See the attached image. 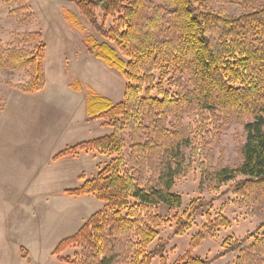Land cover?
<instances>
[{"label":"trees","instance_id":"obj_1","mask_svg":"<svg viewBox=\"0 0 264 264\" xmlns=\"http://www.w3.org/2000/svg\"><path fill=\"white\" fill-rule=\"evenodd\" d=\"M163 1L171 12L166 25L162 7L149 0H76L81 15L104 38L90 51L119 70L125 85L123 98L116 103L92 92L86 95L87 118L101 119L111 128L109 134L65 146L53 155L57 159L93 151L110 156L95 176L64 190L69 195L92 196L103 205L54 247L51 254L61 262L116 264L118 251L114 248L124 247L128 264H151L160 252L158 247L149 248L158 236V227L165 223L157 207L159 203L181 207V196L172 187L190 169L185 151L191 143V126L180 122L168 125L174 111L177 118L186 107L196 108L200 116L233 110L249 114L251 118L243 125L240 163L235 167L218 164L209 169L199 162L198 167L201 176L216 185L232 182L236 194L264 189V3L232 17L223 8L213 9L209 0ZM25 37L39 40L41 34L27 33ZM44 53L43 40L33 51L7 52L5 63L9 69L30 68L28 82L20 87L22 91L43 88ZM173 74L187 75L191 86L185 87L181 80L176 84ZM164 82L177 85V90L170 93ZM75 88L80 90V86ZM125 131L132 135L127 159L123 153ZM141 134L145 139L139 138ZM153 154L158 161L150 159ZM146 171L153 173L143 178ZM207 203L197 197L182 213H174V233H183L190 226L192 214ZM229 225L224 214L211 217L208 213L207 223L191 238L186 253L173 263L161 256L160 264H209L190 252L205 234ZM261 228L260 236L252 233L240 239L229 238L225 250L240 248L254 236L238 261L251 263L255 261L252 253H260L263 262L264 221L258 227ZM77 245L88 249L90 257L86 262L76 254H63ZM20 251L22 257L27 256L24 249Z\"/></svg>","mask_w":264,"mask_h":264},{"label":"rangeland","instance_id":"obj_2","mask_svg":"<svg viewBox=\"0 0 264 264\" xmlns=\"http://www.w3.org/2000/svg\"><path fill=\"white\" fill-rule=\"evenodd\" d=\"M149 1L162 7L166 25L171 12L164 1ZM209 2L213 9L223 8L230 16L236 17L245 8L251 9L264 0ZM109 22L108 18L106 24ZM27 33L41 34L45 44L44 77L47 85L36 92H24L20 88L28 82L30 68L11 70L5 63L9 50L33 51L42 43L38 38L27 40ZM102 41L104 38L79 12L76 0H27L25 3L0 0V264H30L25 257H20L21 245L36 257L33 264H68L56 259L51 250L60 239L79 229L81 206L85 221L103 205L89 195H85L81 204L79 198L73 199L79 195L59 191L63 187H77L74 173L78 171L88 175L95 173V176L99 171L92 172L97 167L95 164L100 162V168L103 167L109 161L106 160L109 155H86L56 163H52L56 159L48 158L50 152L62 149L61 136L68 130L67 123L73 112L71 107L75 106L74 99L65 93L68 84L73 88L80 86L79 99L84 101L87 92L104 96L113 103L123 98L125 81L119 70L90 51V47ZM171 77L176 84L181 80L185 87L191 86L185 74ZM163 86L170 93L178 87L171 82H164ZM46 94L50 104L45 100ZM152 95H155L154 91ZM228 113L200 116L196 108L186 107L180 118L175 111L170 114L168 125L180 122L191 126V143L185 151L190 169L179 176L172 187V191L181 196V207L169 208L163 203L157 207L165 223L158 227V236L149 246L160 250L151 264H160L161 256L167 263H173L184 255L191 238L207 223L208 213L211 217L224 214L230 225L216 227L205 234L190 252L191 256L203 258L209 264H264V261L260 262L262 254L251 251L255 261H238L252 244L254 236L244 241L240 248L225 250L229 238L240 239L252 233L260 236L263 232V228L258 227L264 221V189L253 188L244 195L236 194L232 182L216 185L204 179L198 167L199 162L209 169L218 164L235 167L240 163L243 125L251 117L234 110ZM122 136L125 142L123 153L127 159L132 135L125 131ZM139 138L143 140L145 135L141 134ZM157 158L155 154L150 157L155 162L159 160ZM152 173L146 171L143 178ZM197 197L208 203L192 214L190 226L183 233H174L177 219H172V215L182 213ZM42 240L43 244L39 246ZM123 243L121 239L120 244ZM119 249L114 248L118 251L116 264H128L125 248ZM63 254L71 257L76 254L83 262L90 257L88 249L79 245L70 247Z\"/></svg>","mask_w":264,"mask_h":264},{"label":"crops","instance_id":"obj_3","mask_svg":"<svg viewBox=\"0 0 264 264\" xmlns=\"http://www.w3.org/2000/svg\"><path fill=\"white\" fill-rule=\"evenodd\" d=\"M60 41H62V40H60ZM43 66H44V70H45V61H44V65ZM46 85H47V81L45 82V85H44L43 89L45 88ZM65 93L67 94V96H69V98H73L74 99L75 106H72V107L71 106H68V107H71L72 108L73 112L71 113L70 119H69V121L67 123L68 124L67 125L68 126V128H67L68 130L65 133H63V135L61 136L62 142H61L60 148H64L65 146L73 145V144H76V143L81 142V141H85V140H90V139H93V138H97V137H100V136L109 134L111 132V128L108 127V126H106V125H104L103 124V121L101 119H99V118H94V119L87 118V114H86V103H85V107L83 108V104H84L85 101L83 99H79V90H76L75 88H73L72 87V84H68V88L65 90ZM47 95L48 94L45 95L46 96V99L45 100H48V102L50 104L51 103L50 102L51 100H50L49 97H47ZM68 105H70V104H68ZM79 107H80V110H79ZM91 134H95L96 136L91 137V136H93ZM57 151L50 152L49 155H48V158H49V156H51V158H53V155ZM86 155H93L92 157H101V155H104V154H98V153L93 152V151L81 152V153H79V154H77L75 156H66V157H62V158L56 159V160H52V163L53 162L56 163V162H58L59 160H62V159L68 161L70 158L85 157ZM49 160H50V158H49ZM106 160L107 161L110 160V157H108V159H106ZM95 166H97V167L93 168V171L92 172H95L96 170H99V168H100V162L96 163ZM90 174L91 175H88V174H86L83 171L82 172H79L78 171V172L74 173V175H76V177H77V181H76L77 184H78L77 186H79L85 179H89V178L93 177L94 176L93 174H95V173H90ZM81 175H82V177H81ZM70 188H74V187H63V188L60 189L59 192H62L65 189H70ZM85 197H86L85 195H79V197H73V199L79 198V201H80L79 203L82 204V201H83V199H85ZM83 213H84L83 207L81 206V208L79 210V218L81 220L80 222H82V223L79 226V228L82 226V224L92 214L91 213L90 215H88V217L84 221ZM62 239H60V240H62ZM43 241L44 240H42L41 242H39L38 245L39 246H42ZM58 242H57V244H58ZM54 247H53V249H54ZM21 248L24 249V251L27 254V257H25L26 258V261L29 262L30 264H33L36 257H33L30 254V250L27 249L25 246H22V245L19 247L20 257H22L21 256V252H20ZM52 250H51V252H52ZM22 258H24V257H22Z\"/></svg>","mask_w":264,"mask_h":264}]
</instances>
